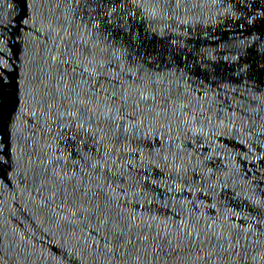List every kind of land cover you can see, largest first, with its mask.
<instances>
[{"label": "water", "instance_id": "1", "mask_svg": "<svg viewBox=\"0 0 264 264\" xmlns=\"http://www.w3.org/2000/svg\"><path fill=\"white\" fill-rule=\"evenodd\" d=\"M0 264H264V0H0Z\"/></svg>", "mask_w": 264, "mask_h": 264}]
</instances>
